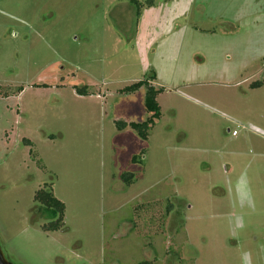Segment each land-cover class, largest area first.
Here are the masks:
<instances>
[{
  "label": "rangeland",
  "instance_id": "obj_1",
  "mask_svg": "<svg viewBox=\"0 0 264 264\" xmlns=\"http://www.w3.org/2000/svg\"><path fill=\"white\" fill-rule=\"evenodd\" d=\"M147 1L0 0L10 264H264V0ZM153 75L144 141L117 123L149 117L122 90ZM45 185L60 231L34 213Z\"/></svg>",
  "mask_w": 264,
  "mask_h": 264
},
{
  "label": "trees",
  "instance_id": "obj_2",
  "mask_svg": "<svg viewBox=\"0 0 264 264\" xmlns=\"http://www.w3.org/2000/svg\"><path fill=\"white\" fill-rule=\"evenodd\" d=\"M147 7L153 6V1H147ZM152 79V80H150ZM150 79L139 81L131 86H127L122 90L123 94L136 93L139 90L145 88V100L144 107L145 111L149 114V117L141 123H126L118 122L117 128L121 131L130 127L137 132L139 137L144 141L148 140L149 132L153 129L156 122L161 116V109L157 102L158 96L164 92L161 87L154 86L151 81L155 80V75L151 76ZM261 84L254 83L251 87L257 88ZM77 93L82 96L88 95L87 88H77ZM136 157L133 160L136 162ZM122 180L125 184L130 185L134 180L132 173H125L122 176ZM34 213L35 216L44 219L46 223L43 225V230L46 232H56L63 229L65 225V211L66 207L63 202L58 200L52 191L51 186L45 185L44 188L38 190L34 195ZM146 264V263H143Z\"/></svg>",
  "mask_w": 264,
  "mask_h": 264
},
{
  "label": "water",
  "instance_id": "obj_3",
  "mask_svg": "<svg viewBox=\"0 0 264 264\" xmlns=\"http://www.w3.org/2000/svg\"><path fill=\"white\" fill-rule=\"evenodd\" d=\"M0 264H10L9 262H7V260L5 259L3 252L0 248Z\"/></svg>",
  "mask_w": 264,
  "mask_h": 264
},
{
  "label": "built area",
  "instance_id": "obj_4",
  "mask_svg": "<svg viewBox=\"0 0 264 264\" xmlns=\"http://www.w3.org/2000/svg\"><path fill=\"white\" fill-rule=\"evenodd\" d=\"M230 134H231L232 137H237L238 136V133L236 131H232Z\"/></svg>",
  "mask_w": 264,
  "mask_h": 264
},
{
  "label": "crops",
  "instance_id": "obj_5",
  "mask_svg": "<svg viewBox=\"0 0 264 264\" xmlns=\"http://www.w3.org/2000/svg\"><path fill=\"white\" fill-rule=\"evenodd\" d=\"M155 86V85H154ZM158 87V86H157Z\"/></svg>",
  "mask_w": 264,
  "mask_h": 264
}]
</instances>
